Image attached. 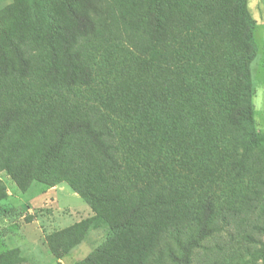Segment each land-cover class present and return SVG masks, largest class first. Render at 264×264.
<instances>
[{
    "label": "trees",
    "instance_id": "trees-1",
    "mask_svg": "<svg viewBox=\"0 0 264 264\" xmlns=\"http://www.w3.org/2000/svg\"><path fill=\"white\" fill-rule=\"evenodd\" d=\"M11 2L0 7V174L22 192L66 182L95 213L46 237L55 258L104 228L109 239L76 264H190L224 225L250 221L264 203V170L241 152L255 117L248 0ZM41 31L49 69L35 54ZM102 49L123 56V70L109 71L117 86L85 65ZM39 73L50 88L107 84L100 106L62 101L63 88L45 97L58 107L26 105L16 90ZM0 264L29 263L13 249Z\"/></svg>",
    "mask_w": 264,
    "mask_h": 264
},
{
    "label": "rangeland",
    "instance_id": "rangeland-1",
    "mask_svg": "<svg viewBox=\"0 0 264 264\" xmlns=\"http://www.w3.org/2000/svg\"><path fill=\"white\" fill-rule=\"evenodd\" d=\"M11 3V0H0V7H7ZM48 3L50 2H47L46 7ZM50 7L51 5L49 9ZM248 10L255 23L254 44L257 48L255 60L251 65L255 117L249 126L250 135L246 147L241 149V152L244 153V160L249 166L255 165L256 168L264 170V0H248ZM44 34L41 31L39 35L41 39L37 38L41 45L35 54L40 65L49 69L53 58L46 49L48 47L43 41ZM99 45L101 44L97 46ZM60 48L61 46L58 47L59 50L57 49L56 53L60 64L59 69L62 72L61 76L64 77L65 70L62 66L64 55ZM96 56L97 58H90L86 55L83 57L87 68H90L99 82L104 76L110 83L114 82V86H117L115 77L118 75H111L109 71L116 70L118 66L120 70H123V56L115 54L107 56L103 49L96 52ZM106 58L111 59L110 61L116 59L115 68L105 63ZM42 76L40 73L36 74L34 78L27 80L25 86L16 90L20 98H25L26 105L46 99L49 105L58 107L60 103L53 100L56 95L53 98L45 97L47 93L54 94L63 88L62 101L68 99L69 102L73 101L83 106L90 104L100 106L96 92L102 93L107 86L105 83H99L92 89L82 87L70 91L65 88L63 81L59 89L50 88L48 79L44 78L39 82L38 79ZM0 82L4 84L1 79ZM5 83L10 84L9 81ZM187 171L191 169L186 167ZM194 176L195 174H192V177ZM248 181H253V177L247 179L245 183ZM0 184L7 192L6 198L0 202V254L19 249L21 256L29 264H76L91 257L109 239L107 229H92L85 241L68 256L55 258L47 246L46 237L55 231L69 228L94 217L95 213L91 206L66 182L47 188L35 181L27 192H22L13 180L3 173L0 174ZM215 189L218 191L217 187ZM255 223L257 226L264 225V203L260 204L258 211L248 223L246 221L241 223L239 219H236L235 223L230 226L224 225L218 232L203 241L190 255V264H264V253H261L264 236L259 231L260 227L256 226V229L253 226ZM174 249L177 248L174 246Z\"/></svg>",
    "mask_w": 264,
    "mask_h": 264
}]
</instances>
